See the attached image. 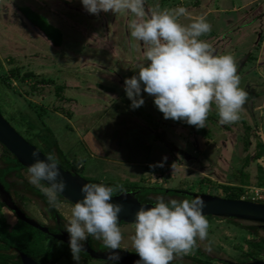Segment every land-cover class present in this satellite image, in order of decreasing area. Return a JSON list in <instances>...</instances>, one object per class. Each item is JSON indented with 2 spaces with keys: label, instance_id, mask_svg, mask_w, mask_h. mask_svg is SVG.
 Segmentation results:
<instances>
[{
  "label": "rangeland",
  "instance_id": "rangeland-1",
  "mask_svg": "<svg viewBox=\"0 0 264 264\" xmlns=\"http://www.w3.org/2000/svg\"><path fill=\"white\" fill-rule=\"evenodd\" d=\"M144 7L145 18L154 11L184 7L186 14L178 16L177 23L187 27L204 17L211 25V31L198 39L207 42L214 54L233 57L239 87L247 93L237 122L221 125L214 104L205 128L166 120L153 97L143 91L144 104L132 109L124 81L147 63V46L130 36L129 24L137 18L123 11L92 15L80 0H0V112L25 139L38 146L42 145L39 136L44 127L50 128L68 159H80L84 167L85 160L71 153L77 141L71 126L87 127L96 118L104 119L102 116L116 106L113 110L120 117L116 119L119 125H113L114 131L109 132L113 139L104 141L111 153L102 158L111 159L119 171L126 169L132 175L120 179L114 170V176L104 173L100 182L221 198L226 197V188H232L233 193L241 188L242 200L263 202L264 0H145ZM24 8L61 31L60 47L26 20ZM77 82L88 93L82 107L66 97V86ZM83 108L88 111L83 113ZM72 111L76 115L70 123L66 116L70 117ZM99 131L101 134L103 129ZM3 154L0 144V157ZM23 176L28 181L27 174ZM81 176L90 179L84 172ZM28 196L22 195L20 203L41 219L42 204L36 197L25 198ZM60 204L57 208L68 223L73 206L65 200ZM5 215L12 220V216ZM206 219L207 238L197 240L189 254L174 258L172 264H194V258L211 259V264H220L215 260L218 258L244 263L251 253L250 242L264 239L261 224L234 220L260 228L252 233L229 219ZM120 229L123 239L119 249L136 253L131 241L135 224L127 223ZM67 253L57 264H76L71 251ZM259 257L264 261V250ZM80 264L109 262L84 261L80 257Z\"/></svg>",
  "mask_w": 264,
  "mask_h": 264
},
{
  "label": "clouds",
  "instance_id": "clouds-1",
  "mask_svg": "<svg viewBox=\"0 0 264 264\" xmlns=\"http://www.w3.org/2000/svg\"><path fill=\"white\" fill-rule=\"evenodd\" d=\"M80 3L92 15L123 11L137 18L129 24L130 36L147 46V63L124 81L132 109L144 104L143 91L153 97L154 105L166 120L205 128L213 104L221 125L239 120L247 93L239 87L233 57L214 54L207 42L198 39L211 31L204 17L185 27L177 23V17L186 14L184 7L154 11L145 18V0H80ZM32 158L34 162L27 168L28 182L39 188L50 204L60 207L58 193L65 190L66 184L59 161L53 154L40 159L38 151L32 152ZM115 190L104 184L82 185L83 198L71 208L64 229L69 234L68 244L76 264H80V253L89 236L102 241L110 250L109 264H119L120 253L115 250L123 239L118 226L122 206L111 202ZM205 206L200 197L167 201L158 197L154 206L141 207L136 212L135 232L131 236L132 247L139 257L135 264H171L174 258L189 254L197 240L207 238Z\"/></svg>",
  "mask_w": 264,
  "mask_h": 264
},
{
  "label": "trees",
  "instance_id": "trees-1",
  "mask_svg": "<svg viewBox=\"0 0 264 264\" xmlns=\"http://www.w3.org/2000/svg\"><path fill=\"white\" fill-rule=\"evenodd\" d=\"M22 13L26 20L34 26L36 29H38L40 32H42L48 40L52 42L54 46L60 47L62 44V33L59 29L53 27L51 24H49L45 18L42 16L36 14L29 8H24L22 10ZM62 88H58V93L60 97H63V94H61ZM33 128V126H31ZM20 133V132H19ZM21 134V133H20ZM22 135V134H21ZM40 140L42 141V145L38 146L35 145L31 140L26 139L30 144L36 146L42 153H44L46 156L49 154H53L57 160L59 161V166L62 167L66 171L74 172L75 174L82 175L83 174V166L81 165L82 160L74 158L73 160H70L67 158V155L62 151V149L59 146V142L56 139L54 133L52 130L48 127H44L43 133L39 136ZM4 154L2 155V163L6 164L7 167L5 169H2L4 172H10V171H27V168H25L22 164H20L17 160V158L4 147L2 146ZM263 149V146H261ZM259 155V154H258ZM90 183H96V184H104L105 186H110L116 189L113 193V195L117 196L122 192H132L135 191L137 193V198L142 203L151 202L149 199L150 194H162V195H177L180 200L184 199H193L191 194L186 193L187 191L183 190H176V189H159V188H150V187H139L134 184L130 185H118L114 182H100L95 179H86ZM32 192L39 197L45 204H50L48 202L47 197L39 190L37 187H31ZM122 189V190H121ZM226 190V199L230 200H241L243 190L240 188L239 193H233L232 188L228 187ZM198 195V194H197ZM58 198L60 201H64V199L58 194ZM261 203H264L261 202ZM54 209V206H52ZM206 218V217H205ZM208 219L213 218V216H208ZM235 219H229L230 222L235 223L239 227L246 229L250 232H255L256 230L260 229L259 227L255 226H245L243 224H240L238 222L234 221ZM20 228H15L10 225H8L6 222L1 221L0 222V249H6L8 250L10 247L16 244L18 248H20L23 252H26L28 254H31L32 256L38 258L39 255H43L45 262L50 261L51 263L58 262L64 255L63 252H58L56 254H49L44 249V241L48 238H50L46 234H41L38 232L41 236H34V232L32 233L29 226L24 224L23 221L20 222ZM4 245H3V244ZM251 246V253L248 256V258L243 261L244 263L247 262H254V261H263L260 259L259 255L260 252L264 250V239H261L260 241H254L250 242ZM12 258L8 255H0V264H12ZM194 264H211L210 261H204L203 259H196L194 258L192 260ZM172 264V263H171ZM176 264H181L176 263Z\"/></svg>",
  "mask_w": 264,
  "mask_h": 264
},
{
  "label": "water",
  "instance_id": "water-1",
  "mask_svg": "<svg viewBox=\"0 0 264 264\" xmlns=\"http://www.w3.org/2000/svg\"><path fill=\"white\" fill-rule=\"evenodd\" d=\"M0 144L4 146L12 155H14L18 162L25 168H28L30 164L34 162L32 158V152L38 151L40 153V159H45L46 155L42 153L36 146L30 144L12 125L5 119L0 112ZM61 175L65 181L66 187L62 193H58L63 199L72 203L73 205L83 198L80 191L83 184L90 183L82 176L75 174L71 171H66L60 167ZM137 193L134 192H122L117 196L112 197V203L122 206V211L119 214L118 221L128 224H135L136 212L141 207H152L153 204L142 203L137 197ZM192 198L200 197L205 202L203 209V215L205 217L213 216L216 218L235 219L244 222H253L264 225V203L254 202L249 200H230L212 195H197L191 194ZM12 208L19 218L42 230L43 232L50 234L54 238L68 244L69 235L61 234L56 235L51 233L45 227H42L35 220L28 218L23 212L14 207L11 203H7ZM83 252L87 253L91 258L97 260L108 261L109 252H96L92 250L88 244H84ZM120 253L121 264H135V261L139 259L136 254H131L123 250H115ZM225 264H264V261H254L247 263H236L223 260ZM24 264H37L30 259H24Z\"/></svg>",
  "mask_w": 264,
  "mask_h": 264
},
{
  "label": "flooded vegetation",
  "instance_id": "flooded-vegetation-1",
  "mask_svg": "<svg viewBox=\"0 0 264 264\" xmlns=\"http://www.w3.org/2000/svg\"><path fill=\"white\" fill-rule=\"evenodd\" d=\"M2 146V145H1ZM14 157V155H13ZM0 222L4 221L6 222L8 225L12 226V227H17L20 228V222L22 221L19 216L17 215V213L8 206V202L11 203L14 207H16L18 210H20L21 212H23L28 218L35 220L38 224H40L42 227H45L46 229H48L49 231H51V233L56 234V235H61V234H68L64 229L67 225L66 219L60 214L59 210L57 207L54 206V209L52 208V204H45L39 197H37L31 189V187H35L33 185H31L26 178L23 176V173L27 174V171H10V172H4L2 169H5L7 167L6 164L2 163V156L0 157ZM134 193H136L135 191H132ZM189 194H193L190 193ZM22 195H30L28 197L25 198H30L32 197H36L37 199H39L40 203L42 204L41 210H40V214L42 216L41 219H36L32 214H30L25 208L24 206L20 203L19 199H21ZM137 197V195H136ZM158 197H162L165 199V201L169 200V199H177L180 200V198L177 195L171 196V195H162V194H150L149 195V199L151 200V202H149V204H155L156 200ZM65 200V199H64ZM59 203L64 202V201H60V199L58 198ZM66 203H68L71 206H74L72 203L68 202L67 200H65ZM5 213H7V215L12 216V220L10 221L9 218L5 215ZM24 222V221H23ZM24 224H26L27 226H29L30 228H32L33 230H31V232L34 234V236H41L38 232L39 231L41 234H46L48 235L50 238L46 239L44 241V249L45 251H47V253L49 254H56L58 252H63L64 255L63 257L67 256V251H70L69 248V244H66L56 238H54L53 236H51L50 234H47L45 232H43L42 230L24 222ZM125 222H119L118 221V226L122 227L124 226ZM261 227H264V225H261ZM69 235V234H68ZM3 244V243H2ZM17 244V242H16ZM13 245L12 247H10L8 250H4V249H0V255H8L11 256L12 258V264H24V259H30L32 261H34L37 264H57L56 263H51L50 261L45 262L44 256L43 255H39L38 258L32 256L31 254H28L26 252H23L20 248H18L17 245ZM84 244H88L89 247L96 251V252H108L110 251L109 249L105 248L102 241L97 240L91 236L88 237L87 241ZM4 245V244H3ZM122 250V249H120ZM125 251V250H123ZM128 252V251H126ZM131 254H136V253H131ZM137 255V254H136ZM80 257L84 260V261H95L97 259H93L91 258L87 253L85 252H81L80 253ZM217 261L220 262V264H225L223 260L221 259H215ZM99 261V260H98ZM100 261H104V260H100ZM109 262V261H106ZM121 264V263H119Z\"/></svg>",
  "mask_w": 264,
  "mask_h": 264
},
{
  "label": "crops",
  "instance_id": "crops-1",
  "mask_svg": "<svg viewBox=\"0 0 264 264\" xmlns=\"http://www.w3.org/2000/svg\"><path fill=\"white\" fill-rule=\"evenodd\" d=\"M77 83H79V82H77ZM80 84L81 83H79L78 85L75 84V86H72V85L68 86L67 85L66 86V97L68 99L74 100L75 106L82 107L83 102L86 101L88 93H86V91L82 90L84 86L82 84L81 85ZM115 108H116V106H114L113 109H115ZM80 109H82V108H80ZM113 109L106 112L104 114V117L102 116V118H104V119L100 120V119L96 118L94 120V122L89 123L87 125V127L82 126L83 128L80 129V126L74 127V124L71 126V128H72L71 130L77 134V141H75L73 143L74 146L72 145L73 147H72L71 153L77 154L79 157H81L85 160L84 164H83L84 165V167H83L84 171L83 172L90 179L98 180L104 173H107V175H110V176L111 175L114 176L113 174L115 172H117V174L116 173L115 174L120 179H126V178H129L128 176L132 175V171L130 172V171H127L126 169L125 170L121 169L122 171H119L118 168L113 165V163L111 162V159L109 161H107V160L103 159L104 157L102 158V156H104L103 154H105V156H107V154L111 153V151H109L107 149L108 145L104 141L109 142L113 139V137L109 134V132L113 130L112 128L114 126L119 125V123H117V122L119 121L120 117H119V115L116 114L117 110H113ZM85 111H88V109L83 108V113H85ZM71 114L72 115L70 117L68 115L66 116L70 120L69 121L70 123L72 122V119L74 118L76 113L72 111ZM118 117H119V119H118ZM116 119H118L117 122H116ZM101 128L103 129V131L100 134L99 130ZM84 145H87V147L89 149L85 148ZM114 170H115V172H114ZM132 181H134V180H132Z\"/></svg>",
  "mask_w": 264,
  "mask_h": 264
}]
</instances>
